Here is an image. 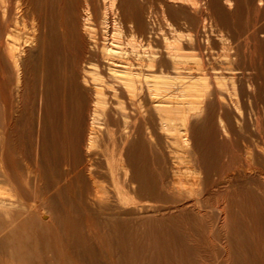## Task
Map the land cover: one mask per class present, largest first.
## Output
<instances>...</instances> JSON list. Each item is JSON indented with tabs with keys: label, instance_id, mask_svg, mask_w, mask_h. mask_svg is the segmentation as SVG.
<instances>
[{
	"label": "bare ground",
	"instance_id": "obj_1",
	"mask_svg": "<svg viewBox=\"0 0 264 264\" xmlns=\"http://www.w3.org/2000/svg\"><path fill=\"white\" fill-rule=\"evenodd\" d=\"M237 2L0 0V264H264V107L246 122L222 81Z\"/></svg>",
	"mask_w": 264,
	"mask_h": 264
},
{
	"label": "rangeland",
	"instance_id": "obj_2",
	"mask_svg": "<svg viewBox=\"0 0 264 264\" xmlns=\"http://www.w3.org/2000/svg\"><path fill=\"white\" fill-rule=\"evenodd\" d=\"M258 1H259V3L261 4V0H238V2H237V4L235 5V7L231 10V18H232V22H233V20H234V23H233V26L234 27H237V28H235L237 31H236V33H238V35H240V46H239V61H241V62H239L240 63V67H243L244 69L243 70H241L240 71V73L241 74H239L238 73V75L240 76L241 75V77H239L238 75L235 77L236 79H234L233 78V81H235L234 83H233V81L231 80V78H227V76L226 77H224V79L222 78V81H225L224 83H226L224 86L226 87V88H228V90L231 88V87H229V86H231V85H234V87H232L230 90H232V91H235L234 93H236V98H237V100H236V98H235V100L237 101L236 102V104L239 106V107H241L240 109V111L242 112H240L241 113V115H242V117H243V115H245L244 116V119L246 120V122L249 120V119H252L253 117H254V115H255V110H257V109H259V106L260 107H264V105H262V104H264V103H262V102H264V101H260L261 99H264V96H262L261 94H264V91H262V90H264V88H262V87H264V84H262V83H260V82H264V69H262V68H264V45H261L262 43L260 42V41H258L257 42V40L255 41L254 39H252V31H253V29L254 28H256V27H258V26H261V25H264V6H262V4H264V0H262V4L260 5L259 3H258ZM258 6H261V7H258ZM258 8V9H257ZM235 11V12H234ZM256 11V12H255ZM255 12V13H254ZM254 26V27H253ZM243 29V30H242ZM252 29V31L250 32L249 30H251ZM248 32H247V31ZM244 31H246V32H244ZM240 33V34H239ZM244 33H246V36L245 35H243ZM251 35V36H250ZM242 36H244V37H242ZM250 41V42H249ZM255 42V43H254ZM257 43H259V44H257ZM210 45H211V47L213 48V49H216L217 48V43H215V42H211L210 43ZM249 45V46H248ZM260 46V47H259ZM256 49V50H255ZM196 51H195V53L197 52V54H201L203 57L202 58H206V54H205V52L203 53V50H198V49H195ZM243 50H246V51H243ZM199 52V53H198ZM201 52V53H200ZM245 53V54H244ZM205 60V59H204ZM248 60V61H247ZM254 61V62H253ZM246 63V64H245ZM243 65H246V66H243ZM250 65H251V67H250ZM260 65V66H259ZM254 66L255 67H257V68H254ZM259 66V67H258ZM250 67V68H249ZM254 68V70H252V69ZM261 68V69H260ZM242 69V68H241ZM259 69L261 70V71H259ZM246 71V73H243V72H245ZM248 71V72H247ZM251 71H253V74H251L252 72ZM256 72H258V74L256 73ZM247 73H248V75H247ZM255 73V74H254ZM247 76H246V75ZM249 74H251V75H249ZM210 74H207V78H206V80H207V82H208V84H210L211 82H212V84H210V86L212 85H214V79H212L211 78V76L212 75H210ZM252 75H257L256 77H254V76H252ZM258 75H259V77H258ZM261 75V76H260ZM249 76V77H248ZM213 77V76H212ZM238 77V78H237ZM251 77V78H250ZM260 77H262V79L260 78ZM245 78V79H244ZM250 78V79H249ZM213 81H212V80ZM226 79V80H225ZM256 79V80H255ZM210 80V81H209ZM229 80V82H227ZM251 80V81H250ZM259 80V81H258ZM231 81V82H230ZM254 81H258V82H254ZM247 83V85L250 87H248V86H245L246 85V83ZM253 83L252 85H251V83ZM231 83V84H230ZM241 83V84H240ZM255 83V84H254ZM258 83V84H257ZM228 84V85H227ZM240 84V85H239ZM259 84H261L262 86H259ZM239 85V86H238ZM254 86V87H253ZM246 87H248V89L249 90H246L247 88ZM253 87V88H252ZM259 87H260V89H259ZM252 88V89H251ZM257 88V90L255 91V89ZM235 89V90H234ZM253 89H254V91H253ZM247 91H249L248 93H247ZM254 93H253V92ZM240 94H239V93ZM256 93V94H255ZM257 93H258V95H260V97L259 96H257ZM261 93V94H260ZM239 94V95H238ZM251 94V95H250ZM235 95V94H234ZM256 95V96H255ZM253 96V97H252ZM257 97V98H256ZM259 97V98H258ZM251 99V100H250ZM250 100V101H249ZM259 101V102H258ZM240 104H239V103ZM261 102V103H260ZM241 105V106H240ZM256 106H257V108H256ZM255 108V109H254ZM250 109H252L251 111H250ZM244 110V111H243ZM248 110V111H247ZM226 112H227V114H226V116H228V119L231 121V118H230V116L232 115L231 113V107L229 108V109H227L226 110ZM244 112H245V114H244ZM249 114H248V113ZM254 112V114H252V113ZM229 114H230V116H229ZM253 115V116H252ZM246 117V118H245ZM250 117V118H249ZM249 122V121H248ZM235 133H238V132H235ZM238 136V137H237ZM201 136H198V135H194V139H195V141L196 140H198V138H200ZM220 136L218 135V139H222V140H224V141H227L226 140V138H224L225 136L224 135H221V137L219 138ZM234 137H236V138H239L240 136L239 135H237V134H235L234 135ZM254 137L255 138H257V139H259V136H258V134H255L254 135ZM226 144H224V145H221V146H219V144H214V147H213V152H214V159L213 160H211L210 162H212V165L211 166H213V167H209V170H207L206 171V173L204 172V173H200L201 175H200V179L202 180V182H201V188H202V191H204L202 194H203V198L205 199L206 198V200H208L209 201V199L211 200L210 202L211 203H213V206L211 207V212H210V214L212 215V216H209L208 217V221H209V223H211V222H213V223H215L216 221H215V213H216V209H217V206H215L214 204V200L216 199V198H218V199H220L221 198V196H219V195H217V193L215 192L216 190H219V192H221L222 191V189H223V191L228 187L229 188V186H231L232 185V183L229 181V182H226L225 184H224V186L223 185H221L218 181H220V175H224V173H223V171H225L224 169H226L225 167H226V165L225 164H229L230 163V161H231V159H230V154H231V144L233 143V142H225ZM202 142L201 143H198V147H200V150L202 149L203 150V148H202ZM204 146V145H203ZM228 147H230V148H228ZM217 148V149H216ZM222 149V150H221ZM217 150V151H216ZM218 157V158H217ZM228 158V159H227ZM219 159V160H218ZM227 161V162H226ZM228 161H229V163H228ZM218 162V163H217ZM222 162H223V164H222ZM226 162V163H225ZM232 162V161H231ZM219 163H221L222 164V166H221V164H219ZM224 165V166H223ZM216 166V167H215ZM222 167H224V168H222ZM212 168H213V170H212ZM219 170V171H218ZM209 171V172H208ZM220 171H221V174H220ZM209 173V175H207ZM223 173V174H222ZM207 176H206V175ZM220 174V175H219ZM247 174H249L248 172H247ZM235 176H237L236 174H234ZM202 176V177H201ZM209 176V177H208ZM245 176H246V173H245ZM248 176V175H247ZM211 177V179H209ZM207 179V180H206ZM214 179H216V180H214ZM204 180V181H203ZM209 180V181H208ZM217 183H216V182ZM204 182H207V183H204ZM210 182L211 183H213V184H210ZM203 183V184H202ZM209 184V185H208ZM226 185V186H225ZM228 185V186H227ZM206 186V187H205ZM207 188V189H206ZM210 193V194H209ZM133 199H136L135 197L134 198H130V200H129V198H128V200L129 201H131V200H133ZM222 199V198H221ZM214 210H215V213H214ZM213 212V213H212ZM232 213V212H231ZM211 217V218H210ZM212 217H214V219H212ZM227 217L228 218H230L231 219V215L230 214H228L227 215ZM212 219V220H210V219ZM214 220V221H213ZM229 220V219H228ZM211 221V222H210ZM213 223L211 224V225H213ZM219 224V225H218ZM221 225H223V223H222V221H219V222H217V224H216V226L214 225V229L216 228V232H217V230L219 229V228H217V227H221L220 229V235L222 236L221 238V240H223V243L225 244V236L229 233L230 234V231H229V229H227V228H225L226 226H224V229H223V226H221ZM227 230V231H226ZM226 231V232H225ZM229 231V232H228ZM222 232V233H221ZM226 233V234H224V233ZM228 234V235H229ZM204 253V254H203ZM203 253H201L200 254V257L202 258V261H203V264H205V262H206V264H226V262H228L227 264H231L232 263V260H230L231 259V257H227L224 261L225 262H223V260L221 259V256L219 255V254H213L212 252H210L209 250H205V251H203ZM209 253V254H208ZM203 254V255H202ZM207 255V256H206ZM214 255L216 256V257H214ZM145 258H148V256H150L149 254H146V255H143ZM204 256V257H203ZM219 256V257H218ZM216 258V259H215ZM208 259V260H207ZM213 261H212V260ZM228 259V260H227ZM221 260V261H220ZM227 260V261H226ZM216 261H218V262H216ZM220 261V262H219Z\"/></svg>",
	"mask_w": 264,
	"mask_h": 264
}]
</instances>
